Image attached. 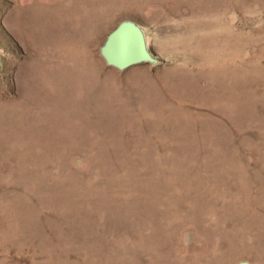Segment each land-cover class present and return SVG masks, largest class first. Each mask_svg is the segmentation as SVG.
I'll use <instances>...</instances> for the list:
<instances>
[{"label":"rangeland","instance_id":"374dc122","mask_svg":"<svg viewBox=\"0 0 264 264\" xmlns=\"http://www.w3.org/2000/svg\"><path fill=\"white\" fill-rule=\"evenodd\" d=\"M136 22L158 63L100 50ZM264 264V0H0V264Z\"/></svg>","mask_w":264,"mask_h":264},{"label":"water","instance_id":"95a60500","mask_svg":"<svg viewBox=\"0 0 264 264\" xmlns=\"http://www.w3.org/2000/svg\"><path fill=\"white\" fill-rule=\"evenodd\" d=\"M100 53L108 66L125 70L141 63H158L148 48L142 28L132 20L121 21L107 36ZM237 264H250L240 261Z\"/></svg>","mask_w":264,"mask_h":264}]
</instances>
